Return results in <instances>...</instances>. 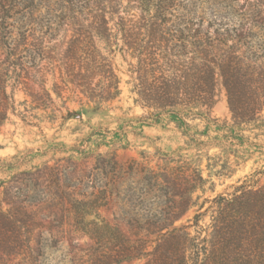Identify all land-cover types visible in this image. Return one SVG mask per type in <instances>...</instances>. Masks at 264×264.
Returning a JSON list of instances; mask_svg holds the SVG:
<instances>
[{"label":"trees","instance_id":"1","mask_svg":"<svg viewBox=\"0 0 264 264\" xmlns=\"http://www.w3.org/2000/svg\"><path fill=\"white\" fill-rule=\"evenodd\" d=\"M239 1L0 0V127L17 111L18 88L37 108L70 87L99 108L115 101L121 80L95 38L116 37L132 59L129 84L144 111L135 120L151 126L168 118L197 147L212 145L202 137L214 125L225 132L216 145H242L243 126L264 124V0ZM64 25L70 38L55 49L48 40ZM220 81L231 112L222 124L211 116ZM195 119L206 126L191 133ZM12 159L0 160L8 173L0 178V264H26L43 248L45 230L54 239L52 227L88 235L97 245L92 264H264V185L245 181L206 198L192 226L205 231L200 222L209 212L211 222L206 235H193L178 222L199 205L207 179L183 155L165 154V164L152 166L100 153L90 169L74 155L24 169L25 158ZM107 242L116 245L104 249Z\"/></svg>","mask_w":264,"mask_h":264},{"label":"rangeland","instance_id":"2","mask_svg":"<svg viewBox=\"0 0 264 264\" xmlns=\"http://www.w3.org/2000/svg\"><path fill=\"white\" fill-rule=\"evenodd\" d=\"M122 2L126 4L128 0ZM243 2L244 0H240L235 4ZM242 11L244 10L239 11V14ZM65 28V25L59 28L48 40V45L58 49L60 45L66 43L71 32L65 31ZM95 42L101 52L108 57L121 80L120 96L112 103L99 108L97 104L88 101L70 87L61 97L52 92L54 103L45 109L37 108L23 89H16L17 111L0 127V160L14 162L13 156L25 158L21 167L24 169L46 162L53 164L59 158L74 155L83 168L90 169L100 153L115 154L120 162L137 158L152 166L165 164L163 160L165 154L175 158L183 155L201 169L207 182L203 190L196 193L200 196L199 205L193 207L178 224L190 225L189 231L193 235L196 231L202 232L203 236L206 235V228L211 222V212L200 222L205 231L192 226L193 218L206 198L213 199L219 194L232 193L236 185L245 181L253 186L264 185V124L243 126L241 134L245 136V142L242 145H229L224 139L225 144L216 145L215 142L220 141L225 132L217 131L215 126L211 125L209 138L202 139L210 140L212 145L200 147L189 140L184 129L179 128L168 118L161 124L143 126L135 120L144 111L135 105L133 100L128 73L132 60L130 55L121 50L122 41L116 37L110 40L95 38ZM53 82L54 77L50 74L47 87L52 89ZM68 111L74 114L64 120L63 116H66ZM211 116L220 124L231 121L226 91L221 81ZM191 125L193 128L191 133H195L196 130L202 131L206 122L195 119L191 121ZM214 137H219L220 140ZM62 146L79 147L86 151L87 155L63 150ZM54 147L57 151L53 150ZM39 149L44 153L39 152ZM225 164L228 167L223 169ZM7 176L8 173L0 172V178ZM210 205L211 203L207 202L202 211ZM103 214L113 219L112 211L104 210ZM117 225L119 231L129 234L126 223L117 221ZM47 231H44L42 238L43 248L28 258L26 264H92V246L97 245L88 235L69 233L66 230L59 232L57 228L52 227L54 236L52 240ZM35 236L37 238V233ZM32 245L37 248L35 242ZM115 245L116 243L107 242L102 247L109 250V247ZM147 260L135 259L121 264H145Z\"/></svg>","mask_w":264,"mask_h":264}]
</instances>
